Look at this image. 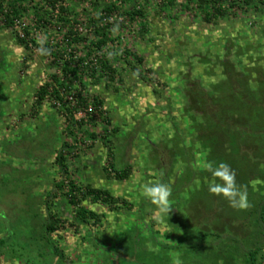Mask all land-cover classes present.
<instances>
[{
  "label": "rangeland",
  "instance_id": "rangeland-1",
  "mask_svg": "<svg viewBox=\"0 0 264 264\" xmlns=\"http://www.w3.org/2000/svg\"><path fill=\"white\" fill-rule=\"evenodd\" d=\"M6 1L2 2L4 11ZM91 1L56 0L53 16L60 6L68 8L65 15L80 14L74 27L88 32L91 27L84 9L93 16ZM186 1L134 0L137 7L147 9L143 35L138 32L139 23L117 12L110 17V22H122L115 30L118 52L121 56L125 49L136 52L143 62L136 65L133 60L127 65L121 59L115 63L114 79L106 81L108 87L102 80L82 91L89 102L85 110L74 112L75 120L84 122L75 125L72 136L65 129L69 122L65 108H75L74 91H61L62 105L49 96L36 102L38 87L50 81L58 69L30 41L46 36L54 44L63 39V33L54 25L45 33L35 28L30 9L12 27H4L0 15V211L6 216V220L0 219V239L5 238L2 228L6 230L3 264H171L170 253L175 252L180 253L183 264H211L213 255L207 254L208 249L188 242V231L194 226L196 230L202 221L213 227L222 224L223 231L233 229L241 250H235L225 235L223 246L235 258L225 264H244L243 252L258 243L252 232L259 227L253 224L255 218L244 219L247 210L233 209L222 197L208 192L213 178L203 164H229L237 183L247 186L251 205L263 203L264 164L256 161L250 166L237 149L242 142L247 147V139L264 135L259 130L264 125V6L255 0L261 9L244 7L205 22L200 11L186 8ZM24 27L30 31L28 36H24ZM17 34L25 37L28 47L18 42ZM18 47L23 49L19 59L15 54ZM223 63L235 67L231 70L240 75V85L250 86L260 98L258 105L230 96L232 90L237 93L233 87L238 84L230 82ZM196 87L213 97L211 118L203 110L197 111L188 98V91ZM92 95L103 99L102 107L92 105ZM65 142L70 146L63 149L66 174L55 160ZM110 162L116 170L129 167L128 175L117 178ZM69 180L79 189L75 192L78 197L89 183L107 189L118 200L107 205L82 199L79 206L93 210L100 219L78 221L74 218L77 206L69 203L67 195ZM60 181L65 184L62 188L56 186ZM154 182L172 189L173 210L163 223L154 218L155 206L142 195L143 185ZM50 215L58 221L57 229L48 233L45 225L52 221ZM232 215L244 220L237 221ZM259 221L264 223V214ZM136 251L142 255L137 262L133 259ZM263 254L264 235L258 262Z\"/></svg>",
  "mask_w": 264,
  "mask_h": 264
},
{
  "label": "trees",
  "instance_id": "trees-1",
  "mask_svg": "<svg viewBox=\"0 0 264 264\" xmlns=\"http://www.w3.org/2000/svg\"><path fill=\"white\" fill-rule=\"evenodd\" d=\"M31 1L33 4H28ZM2 2L3 0H0V15L3 16L4 27H12L15 19L22 18L25 15L24 13L30 9L32 11V19L34 21L35 28H39L45 33L49 25H54L57 27L56 30L63 33V39L61 41L57 40L54 44H50L47 41L45 45V47L51 49V54L44 57H51V62L57 67L58 72H55L50 76V81H45L38 87L36 102L40 104L46 97L49 96V98L51 97L54 99V102L62 105L63 94L61 91L65 90L68 93H72L74 91L73 95L76 97L75 108H65L68 115L67 119L69 121L65 126V129L67 134L70 136L74 135L75 125L78 124L81 126V123L84 122L83 119L75 120L74 117V112H78L82 109L85 110L89 102L87 93L83 94L82 91L86 90L91 84H99L102 80L105 81L106 86L108 87L106 81L114 79L113 73L117 69L115 63L119 62L121 59H123L124 63L127 65L132 64L133 60L136 65H140L143 62L142 56L128 49L121 51L124 54L122 55L123 57L121 56L118 49L114 46V42L119 40V36L115 34V30H118L122 26L120 25L122 22L117 19L110 22V17L117 12L120 16L125 17L126 20L132 23H139L140 27L138 32L143 35L146 32L145 28L147 27L148 21L145 15L147 9L144 6L137 7L134 0H121V3L123 4L129 2L127 5H123L121 3L117 4L112 0L109 2L92 0L90 5L93 16H90L91 14L87 8L84 9L88 17L89 26L91 27L90 31L85 33L79 32L78 29L74 27V24L79 21L78 16L80 14L76 13L72 17H69L64 14L68 11V8L60 6L58 14L53 16L56 0H7L6 2L8 8L5 11ZM260 3L264 6V0H261ZM185 5L187 9L191 10L192 8L193 10L200 11L205 22L218 19L220 16L228 15V13L235 14L236 10L243 11L244 7L261 9V6L259 7L255 0H187ZM29 34V29L24 27V36H28ZM16 36L21 45L28 47V41L24 36H19L18 34ZM30 41L38 47L34 38ZM82 52H84V54H82ZM133 68L135 69V66H133ZM231 68L235 69L234 66L227 65L225 74L231 80L230 82L233 81L232 83L238 84L233 87L234 90L238 91L234 94V91L232 90V92L229 93L230 96L233 94L231 97L236 101L242 99V102L247 100L245 103L250 102L253 105H258L259 101L256 100H258L259 97L251 90L250 86L247 87L240 85L243 84L241 83L242 80L239 78L240 75L237 72H233ZM260 74L262 73H258V75ZM87 77L89 78V81L86 80ZM197 88L198 87H196V90L192 89V91H188V98L192 102V106L197 109V111L202 112L203 110L204 112L202 113L211 118L214 111L211 107H209V103L212 102L213 97L203 90V88ZM234 95H236L235 98ZM91 103L95 108L102 107L103 99L99 96L92 95ZM202 104H207L208 106L202 107ZM259 130L264 133V125L263 128L260 127ZM232 131H235V129H232ZM85 134H87L91 139L95 138V135L92 132L85 131ZM245 143L248 145L247 147H244V142H242L237 150L244 154L243 157L246 158V163L250 162V166L256 161L263 162L264 164V154H258V152L264 151V135L260 139H247ZM68 147H70L68 143H63L61 149L55 156L56 164H59L61 171L65 174L66 164L64 163L65 157L63 155V149ZM71 147L73 148V146ZM249 147L255 148L256 151H249ZM247 150L249 151L248 153L246 152ZM110 167L116 172L117 178H125L128 175L129 167L116 170L113 162H110ZM246 181H248V177ZM244 184L242 183L241 185ZM56 186L58 188H62L65 184L63 181H60L56 184ZM68 186L69 189L67 191V195L69 203L77 206L74 218L78 221L80 220L81 222L87 223L91 219L95 222L100 219V215L93 210L84 206H79L82 199L89 198L92 202L101 201L107 205L113 204L118 200V198L114 197L107 189L94 187L89 183L86 184L82 192H80L81 197H78L77 193L75 194V192H79V189L73 180H69ZM256 205L257 204H253L251 208L247 209L244 219L250 216L255 218L253 220V224L254 226H258L259 229L254 228L255 230L252 232V235H256L258 237V243L244 250V264H264V254L260 258L261 262H258L261 237L264 235L262 230L264 228V223H260L259 221V218H263L264 201L260 204V206L257 207ZM232 216L237 221H240L241 219L240 217L236 218V216ZM214 217L215 219L220 218L218 216ZM57 221L58 219H52V221L46 223L45 227L48 233L57 229L55 226ZM235 224H237V222H235ZM216 225L217 226L214 225L213 227V224H208L206 221H202L201 226H197L196 230L195 226L191 227L188 231L191 239L188 242L190 244H194L196 248H200L203 251L208 249L209 251L207 254L209 253V255H213L210 259L211 264H217L219 262H223L225 264L235 261L233 254L226 251L223 246L224 236L226 235L229 237L230 241L235 245V250L237 251L241 250V245L238 243L239 238L233 235L232 228L230 231H223L224 228L222 227V224L218 223ZM192 231L194 232L192 233ZM210 238L212 239L211 241H209ZM141 257L142 255L136 251L133 259L137 262L141 259Z\"/></svg>",
  "mask_w": 264,
  "mask_h": 264
},
{
  "label": "clouds",
  "instance_id": "clouds-1",
  "mask_svg": "<svg viewBox=\"0 0 264 264\" xmlns=\"http://www.w3.org/2000/svg\"><path fill=\"white\" fill-rule=\"evenodd\" d=\"M36 42L38 45L36 51L39 55L48 56L51 54V49L45 47L47 43L46 36L38 38ZM15 54L19 59L23 55V49L16 48ZM203 168L213 178L208 185L210 194L222 197L233 209L247 210L252 206L248 199L247 187L237 183L236 172L229 164L220 162L214 166L212 162L206 161ZM142 195L155 206L154 218L159 223H163L164 218L168 217L173 210L172 201L170 200L172 195L171 186L163 182L147 183L143 185ZM0 219L6 220V216L0 213ZM170 256L172 257L171 264H183L179 252L170 253Z\"/></svg>",
  "mask_w": 264,
  "mask_h": 264
},
{
  "label": "flooded vegetation",
  "instance_id": "flooded-vegetation-1",
  "mask_svg": "<svg viewBox=\"0 0 264 264\" xmlns=\"http://www.w3.org/2000/svg\"><path fill=\"white\" fill-rule=\"evenodd\" d=\"M0 213H3V211H0ZM50 216H52V215H50ZM51 218L53 219V216ZM2 220H4V219H2ZM2 220H0V222ZM1 227H2V223H1ZM2 230H3V233L5 235L4 239H0V256H1V263L3 264V249H2L3 247L2 246H4L6 243V230L3 228H2Z\"/></svg>",
  "mask_w": 264,
  "mask_h": 264
},
{
  "label": "water",
  "instance_id": "water-1",
  "mask_svg": "<svg viewBox=\"0 0 264 264\" xmlns=\"http://www.w3.org/2000/svg\"><path fill=\"white\" fill-rule=\"evenodd\" d=\"M0 264H2V263H1V256H0Z\"/></svg>",
  "mask_w": 264,
  "mask_h": 264
}]
</instances>
